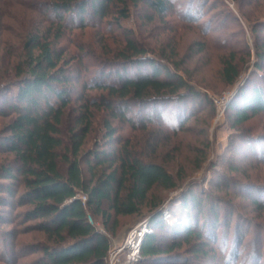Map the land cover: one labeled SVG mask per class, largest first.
<instances>
[{"label": "trees", "instance_id": "obj_1", "mask_svg": "<svg viewBox=\"0 0 264 264\" xmlns=\"http://www.w3.org/2000/svg\"><path fill=\"white\" fill-rule=\"evenodd\" d=\"M16 1L19 11L21 2ZM235 1L241 9V0ZM131 7L145 8L149 12L145 17L152 23L164 21L172 4L169 0H31L28 17L21 13L27 21H18L3 35L5 28L0 24V70L10 71L0 73V97L9 92L6 107L0 108V155H4L0 157V223L6 222L5 214H11L8 208L27 207L16 214L19 224L25 225L2 232L12 244L0 246V264H17L28 255L15 251L13 242L29 232L41 235L28 252L40 251L33 264H106L108 237L87 218H94L114 235L118 217L141 216L143 208L153 233L144 238L136 264H187L180 251L184 247L194 264L217 260L209 247L216 241L217 210L211 206L212 217L207 220L205 213L199 227L202 200L192 196L189 208V188L180 194L185 220L169 224L162 211L166 195L154 193L178 187L180 177L168 171L167 155L163 157L161 150L169 133L165 124L173 130L185 129L187 115L194 116L190 104L200 99L201 93L186 79L188 71L180 70L175 62L169 68L148 56L149 50L131 38L118 45L111 60L93 54L97 64L91 71L83 65V57L74 61L61 46L73 28L67 22L70 17L81 29L86 26L84 16L99 25L119 27ZM112 13L116 19L107 20ZM256 27L251 25V31ZM164 53L159 59L171 61ZM254 54L258 73L264 63V40L255 43ZM220 63L222 81L234 86L240 74L234 54L224 56ZM105 66L114 70L106 72ZM251 87L243 106L236 107V125L264 113V84ZM90 91L97 96L88 95ZM241 93L242 85L237 94ZM231 106L235 108L233 104L227 108ZM116 124L125 125L129 133L120 134ZM91 136L93 143L85 150ZM201 162L196 163L197 169ZM244 186L260 193V198L250 199L258 213L263 212L264 185L249 182ZM166 210L174 213L171 206ZM30 221L36 222L27 224ZM163 236L168 242H163ZM18 245L28 247L23 242ZM256 253L253 258L259 263L263 254ZM232 254L228 264H235Z\"/></svg>", "mask_w": 264, "mask_h": 264}, {"label": "rangeland", "instance_id": "obj_2", "mask_svg": "<svg viewBox=\"0 0 264 264\" xmlns=\"http://www.w3.org/2000/svg\"><path fill=\"white\" fill-rule=\"evenodd\" d=\"M16 2L0 1V24L5 28L2 35L10 33L13 26L20 24L18 21H27V7L31 0H20L22 9L19 11L16 9ZM169 2L172 7L164 21L154 20L152 23H148L145 17L149 14L145 8L141 10L133 7L130 8L128 18L120 20L119 27L99 25L96 20L84 16L86 26L81 29L76 27L78 21L70 17L67 22L73 28L65 34L61 46L72 54L74 61L83 57V65L91 71L97 64L96 59L91 57L93 54L94 58L111 60L118 45L125 38H131L149 50L148 56L155 57L169 68H172L171 62H175L180 70L188 71L186 79L201 93L200 99L190 104L194 106V116L187 115L189 119L184 125L185 129L173 130L165 124L169 133H166L167 141L161 150L163 157L167 155L168 161L165 164L168 171L174 177H180L178 187L167 193L161 190L154 193L158 197L166 195L162 211H168L166 208L170 206L174 210V213L168 212L169 224H176L178 218L185 220L180 194L189 188L191 193L186 198L189 208L192 206V196L202 200L203 212L197 223L199 227L203 225L205 213L207 220L212 217L211 206L217 210L219 222L215 233L216 241L209 244L216 253L217 260L214 263L203 260L201 264H228V257L233 252L236 256L235 264H264V210L258 213L250 199L260 198V193L253 187L244 186L249 182L264 185V113L253 115L242 124H234L236 110L243 106L244 96L251 95V86L264 84V63L262 70L256 73L254 54L255 43L261 44L264 40V25H261L264 24V0H241V9L235 0ZM3 14H7L8 18ZM115 19L116 14L112 13L107 20ZM251 25L257 26L254 32L251 31ZM9 46L10 43L6 48ZM162 51L171 61L159 59ZM230 53L234 54L235 62L240 68L234 86H227L220 75V60ZM104 70L110 72L114 67L105 66ZM5 71L9 70H0V73ZM181 75L184 76L182 72ZM111 78L113 80L114 77ZM240 85L243 86V93L238 95ZM8 94L9 92L0 97V108L6 107L4 100L7 101ZM87 94L94 97L98 93L90 91ZM230 104L235 108H227ZM116 125L121 130L120 134L129 133L125 125ZM90 138L85 150L93 143V136ZM3 156L0 155L1 158ZM199 161L202 162L197 169L196 163ZM25 208L27 207L22 206L10 211L8 208L11 214H5L6 222L0 223V246L12 244V240L2 236L3 231L11 228L19 230L25 225H20L21 219L16 218V214ZM192 210L190 209L191 212ZM146 212V208H143L141 216L118 217L114 235L106 233L99 222L90 218L91 224L108 237L110 249L106 264H126V252L120 249L128 232L140 222L149 220L150 216ZM34 222L36 221L27 224ZM40 237L38 232L16 237L13 243L17 245L13 249L19 250L21 254H28L19 259L17 264H33L40 258V251L28 253L31 247L37 245ZM162 240L168 242L165 236ZM22 242L28 245V250L19 247L18 243ZM180 251L184 252L182 254H185L187 264H194L187 247ZM257 251L263 254L259 263L253 258Z\"/></svg>", "mask_w": 264, "mask_h": 264}, {"label": "built area", "instance_id": "obj_3", "mask_svg": "<svg viewBox=\"0 0 264 264\" xmlns=\"http://www.w3.org/2000/svg\"><path fill=\"white\" fill-rule=\"evenodd\" d=\"M81 201H85V197L81 196ZM170 217L167 211H163V219L169 221L168 218ZM89 223L90 217L87 218ZM153 233V228L149 224L148 220H144L133 227L127 234L126 239L121 251L124 250L126 252V264H136L140 259V249L144 238L148 235Z\"/></svg>", "mask_w": 264, "mask_h": 264}, {"label": "water", "instance_id": "obj_4", "mask_svg": "<svg viewBox=\"0 0 264 264\" xmlns=\"http://www.w3.org/2000/svg\"><path fill=\"white\" fill-rule=\"evenodd\" d=\"M162 208H163V206H162Z\"/></svg>", "mask_w": 264, "mask_h": 264}]
</instances>
